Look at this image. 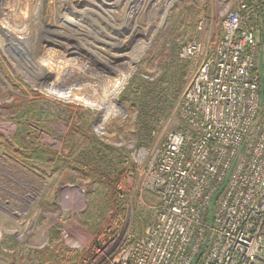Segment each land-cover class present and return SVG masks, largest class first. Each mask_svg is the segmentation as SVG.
Masks as SVG:
<instances>
[{"label": "rangeland", "instance_id": "rangeland-1", "mask_svg": "<svg viewBox=\"0 0 264 264\" xmlns=\"http://www.w3.org/2000/svg\"><path fill=\"white\" fill-rule=\"evenodd\" d=\"M99 1L42 0L40 25L23 11L26 25L15 30L4 23L12 14L0 0V264H81L116 214L132 211L137 235L154 222L156 198L138 191L143 174L132 155L148 149L150 156L181 126L178 109L194 67L179 58L180 48L197 36L202 15L213 30L221 18L216 0H174L157 30L169 0H137L124 14L133 12L132 20L120 23L126 57L115 74L87 64L80 49L92 43ZM130 68L114 100L107 91ZM51 82L71 88V97L47 95ZM29 115L35 118L26 122ZM103 116L109 118L98 132ZM119 184L122 204L115 199ZM106 198L110 207L92 232L84 225L97 220Z\"/></svg>", "mask_w": 264, "mask_h": 264}, {"label": "built area", "instance_id": "built-area-1", "mask_svg": "<svg viewBox=\"0 0 264 264\" xmlns=\"http://www.w3.org/2000/svg\"><path fill=\"white\" fill-rule=\"evenodd\" d=\"M215 16L217 30L202 15L179 51L194 67L181 126L150 156L132 155L143 174L138 191L156 198L154 222L137 235L132 211L116 214L81 264H192L206 240L197 264H264V0H216ZM229 173L210 224L209 206Z\"/></svg>", "mask_w": 264, "mask_h": 264}, {"label": "bare ground", "instance_id": "bare-ground-1", "mask_svg": "<svg viewBox=\"0 0 264 264\" xmlns=\"http://www.w3.org/2000/svg\"><path fill=\"white\" fill-rule=\"evenodd\" d=\"M129 1L130 2L128 3V0H100L99 2H101V5L98 6L97 9L95 8L96 10L94 9L92 10L93 12L91 13V16L96 17V18L94 17L93 20L90 19L89 17L90 28L88 31L89 33L88 36L90 37L91 35L92 43L90 44L84 43L81 45L79 44L82 56L84 55L85 58L88 59L87 64H90L93 67L96 66V68L97 67L103 68L108 73H115V74L117 73L116 68H117V65H119L117 63H121L126 57L125 49H124L125 41L123 40V37L125 36L124 34H125L126 27L124 26L121 28L120 23L125 20V17L127 21L132 20V17L134 15L133 12H130L128 15H124V14H126L128 10L133 8L134 4L137 2V0H129ZM173 1L174 0H169V2H167V6L163 9L161 19H160L161 21L157 25V30H159L163 26V23H165L164 19H166L165 17H166L167 11ZM3 3H4V6L6 7L4 9H6V11L12 14L11 17H8V16L3 17L4 23L12 26L15 30L22 29L24 27L22 26L24 23L26 25L25 16H23L22 14L23 11L29 12L30 14L31 13L34 14L35 20L38 21L40 25L42 0H3ZM100 16L102 18L99 20ZM28 17L30 16H27V18ZM97 19L99 20V22H97ZM152 37L153 35L149 38V42L151 41ZM147 44L148 43L141 45L142 49H144ZM22 57L26 59V56H22ZM50 72L51 71L45 69V74H50ZM131 72H132V69L130 68L125 75L120 76L119 81H117V83H114V85L112 84L111 89L107 91L108 93L110 92L111 98H113L114 100L116 99V96H117V93L120 87L127 81ZM101 82L102 80L87 85L86 91L91 92V93L96 91V89L98 88V85H101ZM51 85L52 86L46 90L47 95L52 96V97H59V98L61 97L64 99L71 97L72 95L70 92L71 88L69 87L61 88L59 84L55 82L54 83L51 82ZM107 117L108 116H103L100 119V122L104 123L107 120Z\"/></svg>", "mask_w": 264, "mask_h": 264}, {"label": "water", "instance_id": "water-1", "mask_svg": "<svg viewBox=\"0 0 264 264\" xmlns=\"http://www.w3.org/2000/svg\"><path fill=\"white\" fill-rule=\"evenodd\" d=\"M257 71L259 73V79H260V83H261L260 93H261V97H262V93H263V87H262V84H263V51L262 50H260L259 57H258ZM231 171H230V173H231ZM230 173L228 174L227 178L225 179L224 184L222 185V187L219 189V191L212 198L211 204L209 206V223L210 224L212 223V217H213V210H214L215 202H216L218 196L220 195V193L222 192L224 186L226 185ZM206 243H207V240L204 242L200 252L196 256V258H195V260L193 261L192 264H197L201 254H202V252H203V250H204V248L206 246Z\"/></svg>", "mask_w": 264, "mask_h": 264}, {"label": "trees", "instance_id": "trees-1", "mask_svg": "<svg viewBox=\"0 0 264 264\" xmlns=\"http://www.w3.org/2000/svg\"><path fill=\"white\" fill-rule=\"evenodd\" d=\"M177 22V21H176ZM260 47L262 48V44L260 45ZM35 116L34 115H29V118L26 120V122L30 121V120H34ZM38 127V126H37ZM41 126H39L40 128ZM125 161H126V157L123 158L122 162H121V165L125 164ZM110 177V176H109ZM108 177V178H109ZM110 179V178H109ZM117 181V179L115 180ZM118 182V181H117ZM110 207V202H109V199L106 198V199H101V201L98 203L97 207H96V214H97V220H93L91 219L93 222H92V226L90 227L89 225H84L86 227H89V230H91L92 232L93 231H96L98 230V227H99V220L103 218V215L104 213L109 209ZM88 223V222H87Z\"/></svg>", "mask_w": 264, "mask_h": 264}]
</instances>
